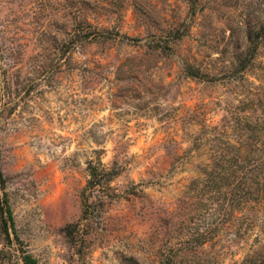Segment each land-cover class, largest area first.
I'll return each mask as SVG.
<instances>
[{"label":"rangeland","instance_id":"374dc122","mask_svg":"<svg viewBox=\"0 0 264 264\" xmlns=\"http://www.w3.org/2000/svg\"><path fill=\"white\" fill-rule=\"evenodd\" d=\"M247 137L264 0H0V264H264V193L198 199Z\"/></svg>","mask_w":264,"mask_h":264},{"label":"trees","instance_id":"16d2710c","mask_svg":"<svg viewBox=\"0 0 264 264\" xmlns=\"http://www.w3.org/2000/svg\"><path fill=\"white\" fill-rule=\"evenodd\" d=\"M248 32L250 44L246 55L238 62V69L245 67L247 62L253 57L257 47L254 31L249 30ZM185 68L190 75H202L191 65H186ZM226 143L228 150L218 154V160H214L202 169L204 173L202 179H204L205 183L203 188L198 189V199H200V202L202 199H206L209 204H220L225 199L228 200L227 204L229 206H233L236 201H239L240 204H247L250 199H256L259 194L264 193V154L258 151L260 150L258 143L263 144L264 141L263 139L258 141L255 138L247 137L244 140H239L238 144L230 141ZM101 164V162H98V166L90 165L92 178L88 179V184L103 183L101 177L94 179L95 175H99V170L102 171V174L114 175L117 173V171L111 172L105 167L102 168L103 164ZM107 179H110V176ZM196 183L197 179L194 178L191 180L190 186L197 187ZM8 212L10 214V211ZM68 232L71 233L70 230ZM208 239L209 235L207 233L201 232L199 234L200 244H203ZM23 260L25 264H34L35 261L28 254L23 256Z\"/></svg>","mask_w":264,"mask_h":264}]
</instances>
